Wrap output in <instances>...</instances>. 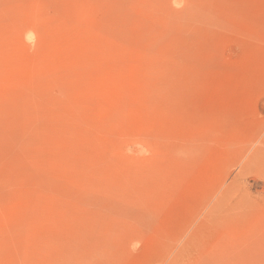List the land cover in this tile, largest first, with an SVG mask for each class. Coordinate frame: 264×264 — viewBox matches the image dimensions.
<instances>
[{
	"label": "rangeland",
	"instance_id": "374dc122",
	"mask_svg": "<svg viewBox=\"0 0 264 264\" xmlns=\"http://www.w3.org/2000/svg\"><path fill=\"white\" fill-rule=\"evenodd\" d=\"M0 264H264V0H0Z\"/></svg>",
	"mask_w": 264,
	"mask_h": 264
}]
</instances>
